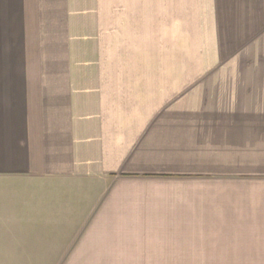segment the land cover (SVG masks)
<instances>
[{"label": "crops", "instance_id": "crops-1", "mask_svg": "<svg viewBox=\"0 0 264 264\" xmlns=\"http://www.w3.org/2000/svg\"><path fill=\"white\" fill-rule=\"evenodd\" d=\"M0 264H264V0H0Z\"/></svg>", "mask_w": 264, "mask_h": 264}, {"label": "rangeland", "instance_id": "rangeland-1", "mask_svg": "<svg viewBox=\"0 0 264 264\" xmlns=\"http://www.w3.org/2000/svg\"><path fill=\"white\" fill-rule=\"evenodd\" d=\"M79 70L84 68H78L75 73H80ZM88 73H100L99 68H87ZM104 70V72H102ZM228 68L219 67H188V66H109L102 67L101 73L109 75L125 74V75H159V76H184L189 80H196L198 76L202 74H228ZM260 71V69L258 70ZM173 80H177L172 78ZM179 85V84H178Z\"/></svg>", "mask_w": 264, "mask_h": 264}]
</instances>
